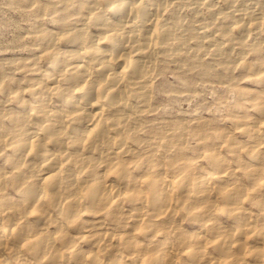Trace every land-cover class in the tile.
<instances>
[{"label": "clouds", "instance_id": "1", "mask_svg": "<svg viewBox=\"0 0 264 264\" xmlns=\"http://www.w3.org/2000/svg\"><path fill=\"white\" fill-rule=\"evenodd\" d=\"M174 6L182 7L181 0H163L156 15ZM73 7L77 12H72ZM10 10H19L24 17L18 34L0 40V94L5 97L0 100V120L8 119V106L17 97L21 106L25 103V92L43 89L42 95H49L44 96L47 104L28 112L24 123L27 127L34 119L39 122L37 127L45 136L39 145L45 161L37 167L21 162L12 173H0V216L6 218L0 231L8 230L0 236L4 264H30V258L34 264H73L68 253L83 241H95L97 251L77 252V264H102V254L113 241L120 243L115 245L110 264H128L133 257V264L146 259L150 264H176L187 254L192 264H220L221 259L246 264L248 256L254 257L252 264H264V223L260 222L264 218V164H256L249 185L244 181L252 169L242 162L243 152L252 157L264 149V118L240 117L236 111L258 109L264 117V55H257L264 53V45L257 48L247 41H229L241 52L234 59L221 57L207 76V86L203 80L199 85L181 80L175 86L161 85L150 91L149 67L156 60L133 59L148 50L146 33L155 23V16L145 11V0H95L90 6L77 5L75 0H21L20 4L0 0V11ZM247 19L264 25V18ZM93 28L102 30L93 34ZM117 41L118 49L107 47ZM16 52L30 55H6ZM41 60L48 61L51 71L41 82L29 80ZM242 65L245 70L237 75ZM49 81L56 82L55 90L48 87ZM68 81L74 82L72 88H60L61 82ZM248 81L252 83L246 86ZM86 89L95 92L86 107L76 104L74 111L57 113L59 121L53 120L54 97L63 96L68 104ZM251 92L257 95L250 96ZM129 97L136 100L130 112ZM153 97L158 98L155 104ZM96 104L109 114L101 113L103 125L89 111ZM185 104L192 106L185 108ZM145 112L155 118H145ZM205 113L211 116L201 123ZM75 117L88 127L81 134L68 135L65 121L75 123ZM221 121H231L224 132L217 130ZM57 126L59 130L49 135V128ZM242 130L257 143L238 142L235 137ZM129 136L134 147L128 144ZM2 138L15 144L18 136L5 132ZM48 144L59 145L61 151L49 152ZM199 145L204 147L198 149ZM225 148L233 160L226 159ZM69 161L72 167L65 173L63 166ZM201 162L202 172L211 171L193 195L188 181L192 165ZM45 164H53L49 176L42 172ZM213 173L221 179L212 178ZM179 181H183L180 187L188 186L173 197L174 182ZM9 188L18 198L8 195ZM33 190L35 196L30 195ZM160 190L169 196L149 209L140 197ZM245 203L257 210L253 216H239L248 211ZM34 215L39 217L36 222L25 223ZM13 228L20 230L19 236L11 235ZM253 236L261 243L251 245ZM5 248L14 249L13 254L8 256ZM209 249L222 256L213 257Z\"/></svg>", "mask_w": 264, "mask_h": 264}, {"label": "bare ground", "instance_id": "2", "mask_svg": "<svg viewBox=\"0 0 264 264\" xmlns=\"http://www.w3.org/2000/svg\"><path fill=\"white\" fill-rule=\"evenodd\" d=\"M15 3L20 4L21 0H14ZM95 0H75L77 5L81 6H90L94 3ZM160 3H163V0H145V11L148 14L155 16V23L149 25L151 32L146 33L149 39V48L147 51H141L133 59L138 61H148L155 59L156 63L153 67H149V71L152 72L150 79L153 81L151 83L150 91L155 90L158 86L155 79L156 76H162L167 70L175 69L179 73L191 74L195 73L196 76L207 77L209 73L212 72L213 67L216 63L220 62L221 57L232 56L234 59L236 55L241 52V49L234 48L233 42H243L247 41L248 45L255 46L259 48L264 45V25L252 23L248 20V17L253 18H264V0H181L182 7H171L164 11L162 16L156 15L158 11V6ZM155 5V6H154ZM206 6V11L203 12V7ZM122 10V9H121ZM72 12H77V8L73 7ZM24 16V13L20 11ZM109 16L114 15V13H108ZM143 15V13H142ZM28 26L26 25L25 28ZM163 29V31H162ZM102 29H92V33L96 34L97 31ZM243 37V40H241ZM171 41V42H170ZM163 45V46H162ZM64 45L62 44L61 47ZM108 48L118 49L120 47V42L117 41L114 44L107 45ZM207 53V55H206ZM35 53H32L34 55ZM155 54V55H154ZM15 56H29L30 53L24 52L14 53ZM257 55H264V53H257ZM204 56H210V59L213 60L210 63V66H205L203 63ZM255 57H249V60H253ZM166 61V63H165ZM216 61V62H215ZM31 66V65H30ZM240 69V70H239ZM245 70V66H241L237 69V75ZM51 71L48 68V61L41 60L39 67L36 69L35 73L28 77L29 80H35L41 82L45 76V73ZM238 71H240L238 73ZM168 74V73H167ZM21 77L23 73L19 74ZM189 76V75H188ZM194 76V75H193ZM192 76V77H193ZM185 79V78H184ZM191 82V77L186 76V82ZM148 81H145L147 83ZM252 82H246V86ZM165 85V83H163ZM74 86V82H61L60 88L67 91L68 89ZM27 87V85H25ZM48 87L50 89H56V82L49 81ZM43 89H37L35 92H25L23 94V105L19 103L20 97H17V102L8 106V119L0 120V125L3 126L4 131L0 132V173H12L13 170L21 163L27 162L28 165L32 167H37L42 164L46 157L43 155L44 149L40 148V143L45 139L44 134L41 132L40 128L37 127L39 123L37 120H33L28 124L27 127L24 126V123L27 118L28 112L36 107H44L47 104L44 96L49 94H43ZM95 95L94 90L86 89L84 92L79 93L77 97L65 104L63 96H56L53 98L50 110L52 112V118L54 121L58 122L60 117L57 113L64 111L72 112L74 111L76 104H81L82 107H86L89 101ZM112 97H116L117 93L113 92ZM250 96H255L257 93L251 92ZM5 99L4 95L0 94V100ZM82 101V103H81ZM157 101V97H153V104ZM136 104V100L132 97H129V112L131 107ZM2 107V105H0ZM89 111L95 113L94 119L98 120L101 125H103V119L101 118V113L103 112L104 116H108L107 109H101L99 104L94 105ZM237 114L240 117L245 115H251L257 119H262L259 110L253 111L252 113H246L244 109H237ZM155 115H159L156 113ZM145 118L154 119L155 116L151 113L145 112ZM77 122L73 123L71 120H66L68 123V135H78L81 134L87 127L88 124L86 121L82 120L79 117L74 118ZM207 119H204L203 122H207ZM254 123V121H251ZM113 123L109 119V124ZM167 123V121H165ZM231 121H221L218 127L219 132H224L230 127ZM123 125V121H121ZM59 130V126L50 127L48 134H55ZM5 132L8 134L15 133L18 136L17 142L12 144L10 140L2 138L5 136ZM261 132L264 133V126L261 128ZM257 137L260 134H256ZM38 137V138H37ZM235 139L242 144H256L257 139H250L249 133L246 130L237 132ZM117 145L120 143L119 139L116 141ZM231 143V140H229ZM128 144L132 145V137H128ZM88 145H85V152H87ZM204 145H199V148H203ZM47 150L51 153H57L61 151V147L57 144H48ZM73 151H75L73 149ZM227 149H223L222 153L225 155L226 159L229 161L234 158L227 156ZM264 149H261L260 152H256L252 157L247 155V152L242 153V162H246L249 165V168L252 171L248 172L247 179L244 183L251 185L253 183V178L255 176V166L257 163L264 164ZM188 155H193L189 153ZM63 158V157H61ZM259 158V159H258ZM56 161H53L55 164ZM53 164H45L42 169V172L45 176L51 175L50 169H52ZM72 164L69 161L63 166V171L68 173L71 169ZM204 167L203 162L199 164L192 165V171L190 173L191 179L188 181V185L191 187L193 195H195L196 189L211 170H206L205 172L201 171V168ZM25 172L28 171V167H25ZM139 172V170H138ZM19 175V174H18ZM212 178L221 179V177L213 173ZM110 179H115V177H110ZM150 179V178H149ZM224 180H227V176H223ZM149 180H145V183H148ZM183 181L174 182V187L177 191L173 192L171 195L182 194L188 185L185 187H180ZM36 192L30 194L35 196ZM8 195L14 198H18L14 190L9 188ZM169 196L168 191L160 190L147 194L146 197H140L142 200H146L147 207L151 209L152 207L158 205L164 199ZM89 200L93 197L89 196ZM87 202V201H86ZM119 205V201L117 205ZM245 209H248L247 213L241 212L239 216L243 217L245 215L253 216L256 213L255 208H251L248 203L244 205ZM6 218L0 216V224H3ZM39 219L38 216L29 217V220L25 223L36 222ZM85 219H102V217H85ZM261 223H264V218L261 219ZM23 227V225H21ZM7 229L0 231V236L7 234ZM11 235L17 237L20 235V230L13 228L11 230ZM42 243V240L41 242ZM95 241H83L80 246L73 251L69 252L68 255L73 257V264H77L75 259L77 252L87 253L88 251H97L96 248H93ZM120 243V241H113L112 245L109 246V249L106 253L102 254V264H110V261L113 257V252L115 251V245ZM251 245H258L261 243L260 238L253 236L249 241ZM98 247H103L99 245ZM8 256H11L14 252V249L5 248L3 250ZM209 253L213 257H221L222 253L220 251H214L209 249ZM92 258L90 257V260ZM120 257H116V260H119ZM134 257L128 259V264H133ZM254 260L253 256L246 257V264H252ZM185 261L188 264H192L190 260V254L185 255L183 258H179L176 261V264H185ZM0 264H4L2 257H0ZM21 264V262H18ZM30 264H34V261H31ZM47 264V262H46ZM143 264H150V261L146 259ZM201 264H206V261H202ZM220 264H233L229 259H221Z\"/></svg>", "mask_w": 264, "mask_h": 264}, {"label": "rangeland", "instance_id": "3", "mask_svg": "<svg viewBox=\"0 0 264 264\" xmlns=\"http://www.w3.org/2000/svg\"><path fill=\"white\" fill-rule=\"evenodd\" d=\"M202 10H203V12L206 11V6L203 7ZM23 17L24 16L20 13L19 10H16V11H11V10L10 11H0V40L10 38L13 35L18 34L17 33V27L21 24ZM23 27H26V25H24ZM6 55L15 56L14 53H7ZM212 62H213V60L210 59V56H204L203 63L205 64V66H207V65L210 66L209 64ZM239 72L240 71H238V73ZM188 75L191 77V82L188 81L189 83H196L197 85H199L201 80H203L205 85L207 86V84H208L207 77L196 76L195 73H191V74H183L182 73L181 74V73H179V71H177L175 69L167 70L165 72V74L160 76V79H158L156 81V84H158L157 87L164 85L163 83H165V85L175 86L176 84L180 83L181 80L186 82V76L189 79ZM191 106H192L191 104H185L184 105L185 108H190ZM177 115H180V114L178 113ZM210 116H211V113H205L204 119L209 120Z\"/></svg>", "mask_w": 264, "mask_h": 264}]
</instances>
